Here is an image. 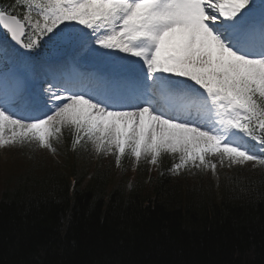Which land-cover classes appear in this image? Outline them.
<instances>
[{
  "label": "snow or ice",
  "instance_id": "6c2138e0",
  "mask_svg": "<svg viewBox=\"0 0 264 264\" xmlns=\"http://www.w3.org/2000/svg\"><path fill=\"white\" fill-rule=\"evenodd\" d=\"M0 33V148L264 168V0H12Z\"/></svg>",
  "mask_w": 264,
  "mask_h": 264
},
{
  "label": "trees",
  "instance_id": "16d2710c",
  "mask_svg": "<svg viewBox=\"0 0 264 264\" xmlns=\"http://www.w3.org/2000/svg\"><path fill=\"white\" fill-rule=\"evenodd\" d=\"M71 137L59 164L1 168L0 264H264V172L214 158L215 185L170 171L178 157L117 167Z\"/></svg>",
  "mask_w": 264,
  "mask_h": 264
},
{
  "label": "rangeland",
  "instance_id": "374dc122",
  "mask_svg": "<svg viewBox=\"0 0 264 264\" xmlns=\"http://www.w3.org/2000/svg\"><path fill=\"white\" fill-rule=\"evenodd\" d=\"M0 34H2V33H0ZM40 57H41V60H45L42 55ZM3 154L5 156L4 155H0V171L3 170V169H1L2 167L13 168V167H17V166H22L21 162L19 160H17V159L24 160V164H25V162H27V159L22 157L20 152H18V151H16L14 153L15 155H13V156H12V154H9V153L8 154L3 153ZM36 160L37 161H41V162H44V161L48 160V163H50V165H53V163H52V161H50L49 157L47 159V157L38 156V158ZM61 160H62V158L61 159L59 158L57 161L53 160V162L55 164H59V163H61ZM143 160H145V158H142L140 161H143Z\"/></svg>",
  "mask_w": 264,
  "mask_h": 264
},
{
  "label": "bare ground",
  "instance_id": "6f19581e",
  "mask_svg": "<svg viewBox=\"0 0 264 264\" xmlns=\"http://www.w3.org/2000/svg\"><path fill=\"white\" fill-rule=\"evenodd\" d=\"M59 68H61V66L55 63L49 69H46L44 73H53L54 71H57Z\"/></svg>",
  "mask_w": 264,
  "mask_h": 264
}]
</instances>
